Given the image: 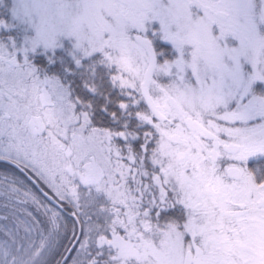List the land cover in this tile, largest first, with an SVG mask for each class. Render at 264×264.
<instances>
[{"label":"snow or ice","instance_id":"obj_1","mask_svg":"<svg viewBox=\"0 0 264 264\" xmlns=\"http://www.w3.org/2000/svg\"><path fill=\"white\" fill-rule=\"evenodd\" d=\"M258 83L264 0H0V264H264Z\"/></svg>","mask_w":264,"mask_h":264},{"label":"trees","instance_id":"obj_2","mask_svg":"<svg viewBox=\"0 0 264 264\" xmlns=\"http://www.w3.org/2000/svg\"><path fill=\"white\" fill-rule=\"evenodd\" d=\"M0 170L6 171L8 173H12L16 171L14 167L9 164H0ZM17 174L19 173L17 172ZM33 187H34V190L37 189L35 185H33ZM45 190L48 191L47 188H45ZM4 203L5 201L3 199H0V242L6 241V240L10 242V237L6 235L5 233L6 231L13 230L15 216L13 214L11 207L5 208ZM68 211H72L70 205L65 207L64 219L61 222L62 227L60 229L59 237L56 239L55 243H53L51 249L48 252H46L44 255V260L46 264H55L57 262L62 250L65 247V244L68 243L70 237L73 234V217ZM5 217H7V219H5ZM19 235L21 237L24 235L22 230L20 231ZM72 258H73L72 253L68 252L64 261L65 260L68 261Z\"/></svg>","mask_w":264,"mask_h":264},{"label":"flooded vegetation","instance_id":"obj_3","mask_svg":"<svg viewBox=\"0 0 264 264\" xmlns=\"http://www.w3.org/2000/svg\"><path fill=\"white\" fill-rule=\"evenodd\" d=\"M157 43L161 46L162 50H165L169 56H171V46L167 43H165L164 41H157ZM145 183H148V180L145 179ZM158 194V193H157ZM73 236V234H72ZM72 236L70 237L69 241L67 244H65L64 249L62 250L61 254L63 253V251L65 250V248L67 247V245L69 244ZM78 239L82 240L83 239V235H82V227L80 225V231L79 234L77 236ZM79 249V244L77 242V239L75 240L74 244L72 245V247L70 248L71 251H68L69 253L71 252L73 257L76 256V250ZM60 254V255H61ZM72 259L67 261V264H71ZM62 264H64V262H62Z\"/></svg>","mask_w":264,"mask_h":264},{"label":"water","instance_id":"obj_4","mask_svg":"<svg viewBox=\"0 0 264 264\" xmlns=\"http://www.w3.org/2000/svg\"><path fill=\"white\" fill-rule=\"evenodd\" d=\"M35 186L37 187V189H38L39 187H42L41 185H35ZM44 190H45V189H44ZM45 191H47V190H45ZM68 212L71 214L72 211H68ZM79 231H80V224L77 223V224H76V227H75V236H76V238H77V236H78V234H79ZM75 240H76V239H74L73 236H72V238H71L69 244L67 245V247L65 248V250L63 251V253L60 255V257L58 258V260H57V262H56L55 264H58V262H59V264H62V262L64 261L66 255H67V253H68V251H69V249H70V248L72 247V245L74 244Z\"/></svg>","mask_w":264,"mask_h":264},{"label":"rangeland","instance_id":"obj_5","mask_svg":"<svg viewBox=\"0 0 264 264\" xmlns=\"http://www.w3.org/2000/svg\"><path fill=\"white\" fill-rule=\"evenodd\" d=\"M250 67V66H249ZM262 89H264V84H257V90L259 91V90H262Z\"/></svg>","mask_w":264,"mask_h":264}]
</instances>
